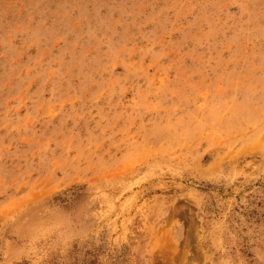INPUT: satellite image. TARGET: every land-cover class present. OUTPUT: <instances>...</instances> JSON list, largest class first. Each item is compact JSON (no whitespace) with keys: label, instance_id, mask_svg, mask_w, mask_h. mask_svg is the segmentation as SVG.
Returning <instances> with one entry per match:
<instances>
[{"label":"rangeland","instance_id":"1","mask_svg":"<svg viewBox=\"0 0 264 264\" xmlns=\"http://www.w3.org/2000/svg\"><path fill=\"white\" fill-rule=\"evenodd\" d=\"M0 264H264V0H0Z\"/></svg>","mask_w":264,"mask_h":264}]
</instances>
